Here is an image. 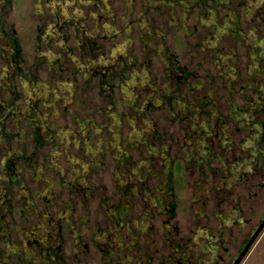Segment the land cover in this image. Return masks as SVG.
Segmentation results:
<instances>
[{
    "label": "rangeland",
    "instance_id": "374dc122",
    "mask_svg": "<svg viewBox=\"0 0 264 264\" xmlns=\"http://www.w3.org/2000/svg\"><path fill=\"white\" fill-rule=\"evenodd\" d=\"M255 150L264 0H0V264L228 240L264 209L237 188L264 182Z\"/></svg>",
    "mask_w": 264,
    "mask_h": 264
},
{
    "label": "flooded vegetation",
    "instance_id": "af4514ba",
    "mask_svg": "<svg viewBox=\"0 0 264 264\" xmlns=\"http://www.w3.org/2000/svg\"><path fill=\"white\" fill-rule=\"evenodd\" d=\"M123 90L125 91V89ZM252 155L255 158H264V150H255ZM256 170L255 174H261L264 177V165ZM252 175H254V173H250V176ZM237 188L240 192V196L242 195L241 199H239L244 200L243 203L246 205L250 216H257L259 198L261 196V199H264V182L254 183L246 177L244 172H242L237 180ZM224 191L225 189L220 192ZM221 201L225 203V199H222ZM235 205H237V202ZM234 209L236 211H241L240 206L237 209L234 207ZM257 217L255 223L252 222L250 218L249 220H246L244 225L242 224V226L237 227L236 232H229L227 237L228 240L226 239L225 232L230 230L231 224L229 228L228 226H226V228L223 227L226 230L219 227L216 228L215 231H211L209 226L205 227V230L201 232V234H203L202 236H200V234H195L196 236L194 235L196 242H198V240H203V243H200L199 246H197V243L193 242V240H191V242L187 241L189 244L185 246L184 243H179L181 241L179 239L175 241V244L172 243L173 246H171V252H167V254L157 255V257H155V254H157L160 249L159 247L156 248L152 252V256L148 257L144 264H153L155 260L157 261L156 264H236V262H238L237 264H258L257 260L261 255L259 242L264 239V226L251 242L250 240L264 219V209L262 210L261 217L259 218V215ZM197 232L200 233L198 230ZM181 246L187 247V249L192 251V253H189L188 259L184 257L183 253L179 256V253H181ZM196 246L198 248V255L201 254L202 256H208V259H200L197 255L195 259L193 258L195 254L192 248ZM127 264L133 263L129 262Z\"/></svg>",
    "mask_w": 264,
    "mask_h": 264
},
{
    "label": "crops",
    "instance_id": "0c3cea01",
    "mask_svg": "<svg viewBox=\"0 0 264 264\" xmlns=\"http://www.w3.org/2000/svg\"><path fill=\"white\" fill-rule=\"evenodd\" d=\"M259 247L261 250V255L259 256L257 262L258 264H264V239L259 242Z\"/></svg>",
    "mask_w": 264,
    "mask_h": 264
},
{
    "label": "water",
    "instance_id": "95a60500",
    "mask_svg": "<svg viewBox=\"0 0 264 264\" xmlns=\"http://www.w3.org/2000/svg\"><path fill=\"white\" fill-rule=\"evenodd\" d=\"M264 226V219L262 220L261 224L259 225L258 230L256 231V233L254 234V236L251 238L250 242L255 238V236L258 234V232L262 229V227ZM243 255V254H242ZM241 255V256H242ZM238 262H236L237 264Z\"/></svg>",
    "mask_w": 264,
    "mask_h": 264
}]
</instances>
